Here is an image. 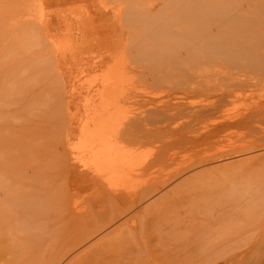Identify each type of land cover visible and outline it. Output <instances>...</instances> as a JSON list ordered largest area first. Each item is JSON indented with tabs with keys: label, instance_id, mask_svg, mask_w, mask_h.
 <instances>
[{
	"label": "rangeland",
	"instance_id": "obj_1",
	"mask_svg": "<svg viewBox=\"0 0 264 264\" xmlns=\"http://www.w3.org/2000/svg\"><path fill=\"white\" fill-rule=\"evenodd\" d=\"M17 1L18 0H0V24H2L0 25L2 28L0 32H5L6 29H8L7 34H10L5 38L3 37L0 41V59L11 67L15 66L19 61H30V59L38 60V70L40 71L37 75L38 82L40 81L39 83L41 85L38 83V86L36 83V89L33 83V85L30 84L31 82L29 84L27 83L25 87H27L28 90L21 86L22 90L20 89L19 92H13L12 96L9 95L8 98L11 103L10 110H12V116L9 115L8 119L3 123V127H5L4 132L10 133L11 129L9 128H12L13 137L17 138L18 136H22L17 139L12 137L11 141H8V152L9 150L10 152L8 153V161L5 165V170L8 166L7 171H10V174L11 170H14V172L12 171V175L16 172L17 175L15 174V177L17 176V178H15V181L13 180L14 182L11 181L14 183L13 186L19 181L18 178L21 174H24L26 170L32 169L30 165H32L31 163L33 162H35L33 165L35 164L34 166L36 167L34 168L33 166L31 172L33 171L35 173L38 171L41 172V174L39 173L40 175H42V171L44 174L48 172L47 174L49 175L50 173L53 177L52 181L55 186L62 182L66 183L67 173L71 180H78L82 171V168H80L82 163L80 161L83 160L84 154H79V157L80 155L82 156L80 159L78 154L76 155L77 150H75V153L70 152V154L79 159L77 161L75 157L69 155L67 147L65 150L67 152L65 154L68 153L67 156L70 157L67 158V156H65L67 160L62 159V156L60 157L57 154L59 149L56 152L53 143L54 145H60L58 142L59 140L63 139L61 141H65V139L68 138L70 140L73 139L71 140L72 142L70 141L71 144L75 147H79V144L83 140L81 131L85 128L88 130L93 129L94 115L97 114V116H99L98 114H106L111 108L117 112L119 111L121 114L123 113V115H118V117L122 119L118 129L124 132L130 127L125 124L128 120L147 117L152 112H157L156 109L151 107L153 104L156 105V107L166 104V109H174L175 103H181L183 109L188 107V112L189 110L191 112L193 109L199 111L205 108L207 109L210 101H213L215 97H220L221 95H226L230 91H234L232 92L233 98L229 99L217 113V116L233 117L239 113L246 112L249 108L253 107L255 102L264 98L260 97L261 95L264 96V70H257V68L254 69V67L251 66H244L238 59H236V61L227 60V62H222L218 59L215 62L200 64L201 67L195 68L192 60L179 68H160L157 66H153V68L152 64L148 62L150 54L146 55L147 52L141 47L143 45L139 42L140 37L137 34L141 31L140 24L137 21L126 19V15H124L125 9L128 7V0H19L20 4H23L21 9L15 8V3ZM144 1L153 4L159 3V0ZM235 6L236 4H234L233 7ZM244 6L243 8H248L246 4ZM119 10L123 11L119 13ZM17 23L29 25L34 31L37 29L41 39H39V46H35L31 50L24 49L22 52L14 54L12 46L15 47L17 38L13 35V30ZM136 36H138V38ZM149 48L150 46L147 47L148 53L152 52ZM141 53L143 54L140 55ZM2 55L5 56L1 58ZM138 55L143 59L142 61ZM165 58L169 60L175 59L168 54ZM123 70L127 72L125 71L124 73ZM122 73L126 78L128 77L127 79L131 77L129 80L133 84L130 82L131 84L128 83L126 86H112V88L114 87V91L112 92L114 96L110 95L111 98L106 93L107 85L110 88L112 78ZM197 82H199L200 85H197ZM49 85L52 86V89ZM194 85H197L196 88H194ZM204 85H207V89L209 87L210 90L207 91V89H204L205 93L209 95L213 93L211 96L202 94L204 91L201 92L203 90L201 88H206ZM31 87H34V89ZM38 87L40 88L38 89ZM122 87L124 88V92ZM128 87L129 89L130 87L133 88V93ZM198 87L201 91H197L199 90ZM0 88L2 87L0 86ZM184 88L189 90L184 91ZM192 89H195L194 91H197V93L194 91L192 92ZM49 90H54L52 93H61V104L56 100L50 101V105L53 107L50 108L51 112L43 110L45 107H41L40 109L37 106L32 107V102L35 97L46 95L49 93ZM31 91L35 93L32 92L34 96L31 93L32 96L30 97L29 93ZM102 92H105L107 96L105 97L104 94L101 95ZM86 98L90 99L86 100ZM115 104H117L116 108L113 107ZM41 105L44 104L42 103ZM158 110L161 109L159 108ZM172 121L173 119L168 118H166L165 121L163 118L162 120H155L150 125L148 124V128L158 129L159 127L163 128L167 125L170 126ZM181 122L186 121L182 120ZM168 126L166 128H169ZM201 128L202 125L195 127L200 133L202 132ZM248 131L249 130L246 131L245 129L230 130L220 137L212 139V141L209 140L210 144L206 142L208 145L205 143L204 145H199L195 149L186 148L178 151L179 148L174 147L173 149L177 151L173 156L174 160L165 161V163L160 160L156 161L152 170L147 173L144 179L136 181L134 189L138 191L148 187L161 186L160 191L153 193V195L149 196V198L139 206L137 213L138 220H144L147 214L146 209L154 210L155 206L153 205L159 203L161 200H177L178 203H176L177 205L170 204L171 206H166L165 209H167L168 212H165V209L161 210L164 211L163 214L165 217L163 216L164 220L157 225L156 231H145V228L141 231L147 233L140 231H138V233L136 231L133 234L135 236H132L131 233L129 237L124 238V240H126L124 243L128 245H126V248L128 247L127 250H123L122 248L119 249V240H116L115 248H118V252L121 253L123 250V252L126 253L124 254L122 252V256L119 258L121 264L123 262V264H128L129 262L127 261H130L129 264L183 263L184 260L192 254L190 251H192L193 246L196 245L199 237H207V234L205 235L203 230L199 231V228L201 230V226L203 225L202 222L196 224L195 230L192 228L195 225H192L190 227L192 229H189L187 232L183 230L185 223L190 225L198 218L205 220V218H207V212L209 211L214 214L220 212V215H223L221 211L225 212L224 216H222L225 220L222 222H215L213 225L211 224L212 226H216L212 229L213 231H211L210 236L216 235L213 234L215 231L216 233H221L220 236H222V241H225L226 237L229 238L225 241L227 244H230V242L232 244L233 242L237 244L236 240L233 239L235 236L232 234V230L236 227L234 225L237 222V216L242 217L247 215L248 220L246 218L245 225L248 227L250 226L249 228L252 226V229H255L252 231L251 235L253 232L257 234L264 233V148L259 149L256 135H253L252 131H249L250 133ZM161 133V135H157L156 132L151 134L150 131H146L144 134L142 133L138 136V141L143 142L144 146L141 148L142 152L139 150L137 154L145 157L149 161L156 158L160 150L157 146L159 144L153 142V137L156 136L157 138L160 136V138L158 137V140H156L167 143L166 137L170 134L169 132ZM31 134L33 137H35L33 134H38L42 141L44 137V139H46L49 138L47 136L50 135L51 139L49 140H54L56 137L58 138V143H52L50 141L52 145L49 144V147H53V152L49 150L51 148L46 147L49 140H47V143L46 140L43 142L40 141L47 149H44L41 144V146L35 145V147L30 149L32 146L28 148L29 146L24 142L30 143L28 140L31 138ZM38 135H36L37 138ZM22 144H25V147L29 150ZM16 145H18V147H16ZM39 146L40 148L42 147V150ZM61 151L59 152H65ZM239 151L240 153H236ZM27 152L30 157L27 155ZM15 156L17 159H12ZM28 159L31 160L30 164L26 162ZM61 159L64 165L65 163L67 165L69 162L73 163V161L79 165L70 164L67 167L61 164L62 167H59ZM47 161L49 165H47ZM200 161L206 163L202 165ZM208 161H210V163ZM9 167L11 169H9ZM40 167L41 171L40 169L38 170ZM21 168L24 169V172ZM224 168L226 171L228 170L230 172H220ZM35 169L37 170L35 171ZM12 178L14 177L12 176ZM21 183L23 182H20V184ZM60 185L62 190H64L66 185ZM148 189L144 191L148 192ZM64 193L66 194V188L63 194ZM92 194L93 191L90 189H72L70 190L69 203L67 205H70V200L71 202L76 200L81 209L84 211L89 210L90 200L93 197ZM162 207L164 208V206ZM170 211L174 212L171 213ZM179 212H181L180 214L182 215H178ZM230 212L232 214L235 213L233 217L236 218L231 217L232 214ZM169 213H171V215ZM253 213L256 214L254 215ZM225 214L227 215L226 217ZM58 216V223L62 232L57 235L52 234L56 236L55 239H51L46 235L44 239L40 238L31 243H25L21 248L14 246L13 248L17 249L18 252L15 255L9 256L8 259L10 261L5 263L1 262L0 264H44V262L47 263L49 261L46 259H55L54 262H59L64 257L67 259L70 258L69 260L66 259L67 261L65 262L67 263H64L68 264L77 254L72 255L74 251L79 248H81L80 250L82 251L90 245L89 248H91L98 242L97 240L100 239V237L116 231L118 228L117 224L110 225L108 226V230L104 231L102 235H98L96 239L84 242L80 247L73 249L79 244L76 238L78 225L76 221L70 217V210L62 214L60 213ZM147 217L148 219L150 218V216ZM166 217L167 221L165 220ZM243 218L244 217H242V219ZM175 219L176 221H174ZM198 224H201V226ZM207 224L210 225L209 223ZM224 228L226 229L224 230ZM183 231L189 233L186 234L183 233ZM190 231H196L197 233L199 231V234ZM190 233L192 236L199 235L198 239L197 236L191 238L189 235ZM222 233L225 235H222ZM226 233L228 235H226ZM130 235L132 237H130ZM230 236L232 237V241H230ZM248 236L250 235H246L245 238L241 239V243L239 242L237 244V246L240 244L241 246L243 245L241 251L246 250L251 252L243 263L264 264V236L258 244L256 243L258 247H255L253 242L254 239L252 237L249 239ZM246 238L247 240H245ZM246 241H250L251 243H247ZM244 242H246L247 245ZM191 243L193 246L190 247L189 244L191 245ZM182 246H185L186 249L185 247L182 248ZM131 248L132 250H130ZM189 248L190 251L188 250ZM253 248L254 250H250ZM228 249H230V247H228ZM117 253H114V256L116 255L118 257L119 254ZM177 257H179V259ZM125 258L127 260H125ZM187 262H190V260ZM95 264L101 263L96 262Z\"/></svg>",
	"mask_w": 264,
	"mask_h": 264
},
{
	"label": "bare ground",
	"instance_id": "obj_2",
	"mask_svg": "<svg viewBox=\"0 0 264 264\" xmlns=\"http://www.w3.org/2000/svg\"><path fill=\"white\" fill-rule=\"evenodd\" d=\"M149 3L150 2L146 3L144 0H128V7L125 9L124 15H126V19L137 21L140 24L141 31L139 34H137L140 37L139 42L141 43V45H143L140 46L145 49V51L147 52L146 55L150 54L148 57V62L152 64V67L157 66L160 68H179L188 61L192 60V62H194L195 68L201 67L200 64H205L213 61L215 62L218 59H220L222 62H227V60L236 61V59H238L244 64V66H251L254 67V69L257 68V70H264V0H159L158 4ZM234 4H236L235 7H233ZM243 4H246L248 8H243L245 7ZM22 6L23 4H20L19 0L15 3V8L17 9H21ZM120 11L123 10H119V13ZM0 29L2 28L0 27ZM7 31L8 29H6L5 32H0V41L3 37L5 38L6 36L10 35L7 34ZM13 35L17 38V40L15 41V47L12 46L14 54L22 52V50L24 49L31 50L35 46H39L40 34L38 33L37 29H35L34 31L29 25L17 23L14 27ZM136 37L138 38V36ZM148 46H150L149 49L152 52L148 53ZM142 54L143 53H141L140 55ZM165 54H168L175 59H166ZM4 56L2 55L1 58H3ZM140 59L141 61L143 60L141 57ZM27 61H19L15 66L11 67L6 65V62L0 59V86L2 87L0 88L2 89L0 90V263L10 261L8 259L9 256L15 255L18 252L17 249L13 248L14 246L21 248L25 243H31L36 239L39 240L40 238L44 239V236L46 235L51 239H55V235L62 232V229L59 227L58 223V214L65 213L70 210V217L73 218L78 225L76 238L78 239L79 244L73 249L80 247L82 244H84V242L96 239L98 235H102L104 231L108 230V226L110 225L117 224L118 228L116 231L107 233L105 236L100 237V239L97 240L98 242L91 248H89L91 246L90 245L89 247L84 248L82 251L80 250L81 248L74 251L72 255L76 253L77 254L68 262V264H95L96 262H100L101 264H121V260L119 261V258L120 256H122L123 250H127L128 248H126L127 243H124L126 242L124 238L129 237V234L131 233L132 236H135L133 234L136 231L144 232L141 230L145 228V231H156L157 225H159L161 221L164 220V211L168 212L167 209H165L166 206L168 207V205L170 204L177 205L176 203H178L177 200H161L159 203L153 205L155 206L154 210L146 209L147 214L145 215L146 218L144 220H138L137 213L139 206L147 198H149V196L153 195V193L160 191L161 186L151 188L148 187L149 189L144 188L141 189V191H138L134 189L135 184L136 181H141L144 179L147 173L152 170L156 161L160 160L161 162L165 163V161L174 160L173 156L177 153V151L173 149L174 147H178V151L184 150L186 148L195 149L199 145H204L206 142L210 144L209 140L212 141V139H216V137H220L224 133H227L228 131H232L234 129H245L246 131H252L253 135H256V141L259 143V149L264 148V98L262 100H258V102H255L253 107L249 108L246 112L239 113L238 115L233 117L217 116V113L219 112L220 108L228 102L229 99L233 98L232 92L234 91H230L226 95H221L220 97H215L213 101H210L207 109L205 108L199 111L193 109L191 110V112L190 110L188 112V107L183 109L181 103H175L176 105H174V109H166V104L156 107V105L152 103L153 105L151 104V107L153 109H156L157 112L151 111L152 113L147 117H139L136 120H128L129 122L127 121V123L125 124H127V126L129 125L130 127L129 129H124V132L118 129V126L120 125V122L122 120L120 117H118V115H123V113L121 114L119 113V111L117 112L111 108V110H108V113L106 114H98L99 116H97V114L94 115L92 126L93 129L88 130L85 128L83 129V131H81L83 140L79 144V147H75L73 144H71V140L73 139L70 140L66 138V136L65 141H61L63 139L58 141V138H56L54 134V140H49L51 139L50 135H48L47 137L49 138L46 139H44L45 137L43 138L41 136L43 138V141L46 140V143L47 140H49V143L46 145V147H49V144L52 145L53 142L58 141L60 143V145H54L53 143V147H55L56 152L58 151V149L59 151L63 150L61 152H64L68 147L67 150L69 152V155H72L70 154V152L75 153V150H77L76 155L78 154V157L79 154H84L83 156L85 158L83 157V160L80 161L82 163L80 168H82L83 172L81 171L78 180H71L67 173L66 183L62 182L57 184V186L59 187L58 189V187L54 185L52 181L53 177L50 175V173L48 175V172L44 174L42 171V175H40L41 172L36 171L37 169H35V173L33 171V173L31 172L33 166L35 165H33V163H35L33 162L31 163L32 165H30L32 166V169L28 168L30 170H26L24 172V169L21 168L23 169L24 174H19V181L17 180L18 182L15 186H13L14 183L12 182H14L15 178H17V176L15 177L16 172L14 173V175H12V171L14 172V170H11L10 174V171H7L8 166L5 170V165L8 161V153L10 152V150L8 152V141H11L14 134L12 133V128H9L11 129L10 133H5V127H3V123L8 119L9 115L12 116V110H10L11 103L8 99L9 95L12 96L13 92H19L21 86L22 88H24L26 86L25 84L27 83L29 84L31 82L30 84L33 83L34 85L37 83L38 86L40 84V81L38 82L37 75L40 71L38 70L39 61L36 59H30V61ZM127 78L125 75H123V73L118 75L117 77L112 78V81L110 82V88L108 85L106 88L107 95L109 97L114 96V93H112L114 91V87L112 88V86L128 85V83L131 82L129 80L131 77L129 79ZM196 84L198 85L199 82H197ZM196 86L194 85V88H196ZM204 87L206 88H201L203 89L202 91L198 87L199 90L197 91L203 92L204 89H207V85H204ZM31 88L34 89V87ZM39 88L40 87H38V89ZM50 88L52 89V86ZM110 89L113 90L111 91ZM130 89L132 92L133 88L130 87ZM122 90L124 92L123 87ZM186 90L188 91L189 89L184 88V91ZM194 90L192 89V92ZM208 90L209 87L207 91ZM197 91L194 92L197 93ZM32 92L33 91L29 93L30 97L33 93H35ZM48 92L49 93H47L46 95L39 96L37 98L35 97L34 101L32 102V107L37 106L39 109L41 107H45V109L43 110L51 112L50 108L53 107L50 105V101L52 102V100H56L59 104H61V93H58L57 91V93H52L54 92V90H49ZM106 93L102 92L101 95L104 94V96L106 97ZM202 94L205 95V91ZM212 94H206V96H211ZM260 97L264 96L261 95ZM89 99L90 98H86V100ZM42 103L44 105H41ZM116 106L117 104H115V106L113 107L116 108ZM159 108L161 110H158ZM162 118L164 119V121L166 120V118L173 119L170 126L167 125L169 128H166L167 126L163 128L159 127L158 129L148 128V124L150 125L155 120H162ZM182 120H185L186 122H181ZM198 125H202L201 133L195 129V127ZM146 131H150L151 134H154L156 132L157 135H161V132L170 133L166 137L167 143L157 141L158 137L160 138V136H158L157 138L156 136H152L153 142L155 144H159L157 146L160 150L158 156L156 158H153L152 161H149L145 157L137 154V152L139 150L141 151V148L144 146V143L138 141L137 138L142 133L144 134ZM33 135L35 137H33L32 134L30 136L31 138L28 136L30 138L28 140L30 141V143L24 142L27 143V145L29 146L28 148L32 146L30 149L35 147V145H40V141H42L38 134H36L38 135V138L35 134ZM50 141L52 143H50ZM43 145L42 147L44 149H47L46 147H44L45 145ZM23 146L25 147L26 145L24 144ZM16 147H18V145H16ZM53 147H49L51 149H48L52 151ZM58 152L57 154L60 157L62 156V159L67 160L65 158V156L68 155V153L65 154L67 151H65L64 153L59 152L60 154ZM236 153H240V151ZM27 155L29 156L28 152ZM16 156L11 158L17 159ZM69 157L70 156H67V158ZM71 157H75V160L77 161L79 160L74 155H72ZM79 158L81 159L82 156L80 155ZM62 159L60 161L59 167L63 163ZM210 161L208 162L210 163ZM26 162H29L30 164L31 160L28 159ZM200 163L204 165L203 163L206 162L200 161ZM70 164L79 165L78 163H74V161L73 163H67V165L65 163L67 167ZM47 165H49L48 161ZM62 165L65 166L64 164ZM35 167L36 166H34V168ZM9 169L11 168L9 167ZM39 169L41 171V167L38 168V170ZM227 171L224 168L220 172L225 173ZM12 176L14 178H12ZM20 182L23 183L20 184ZM60 184L66 185V187L62 185L64 187V190H62ZM65 188L66 194H63V192H65ZM77 188L90 189L93 191V197L90 200L89 210L84 211L83 209H81L78 201L76 200H74L73 202H71L70 200V205H67L69 203L68 200L70 197V190ZM146 189H148L149 191L145 192L144 190ZM162 206H164V208ZM170 212L172 213L174 211ZM221 212L223 215H220V212H216L217 214L215 213V215L214 213H211L209 211L207 212L208 214L206 215L207 218H205V220H202V218H198L194 220V223L190 225H187V223H185V227L183 230L187 232L192 228H194L195 230L196 224L202 222V226L201 224H198L199 226H201V230L199 228V231L203 230L205 235L207 234V237L201 236L198 239L199 235H193L194 237L197 236L198 240L196 242V245L194 243L195 246H193L192 243L191 245L189 244L190 247L193 246L192 251H190V248L188 249L192 253L190 255L191 258L190 256L187 257L181 264H244V260L247 259L246 257L251 252L246 250L241 251L243 245L241 246L240 244L237 246V244L239 242L241 243V239L245 238L246 235H250L248 236V238L250 239V237H252L254 240L252 238L251 239L253 240L255 247H258L256 246V243L258 244V242H260V240L264 236V233L257 234L253 232V234L251 235L252 231H254L255 229H252V226L251 228H249L250 226L248 227L245 225L247 215L242 216L244 217L243 219L242 217L238 216V219H235L237 222L234 225L236 227L234 230H232L234 232H232V234H234L235 238L233 239L236 240L237 244L235 242H233V244L231 242L230 244L225 243V241L229 239L227 237L226 239L223 238L225 239V241L223 240V242L222 236H220L221 233H216V231L213 233L216 235L210 236L211 231H213L212 229H214V227L216 226L212 225L215 224V222H222L223 220H225L222 217L224 216L225 212ZM171 213L169 214L171 215ZM180 213L181 212H179L178 215H182ZM234 214L235 213H233L231 217H233ZM147 216H150V218L148 219ZM226 216L227 215L225 214V217ZM166 219L167 217L165 218V220ZM176 219L174 221H176ZM207 223L212 225L210 226ZM192 225L195 226L190 228ZM225 229L226 228H224V230ZM184 231L183 233H186ZM199 231L198 233L196 232V234H199ZM227 233L226 235H228ZM189 235L191 236V238L193 237L191 233ZM222 235L225 234L222 233ZM132 236L130 235V237ZM116 240H119V249H123L121 253L118 252V248H115ZM245 240H247V238ZM230 241H232V237ZM185 246H182V248H184ZM228 247H230V249H228ZM130 250H132V248ZM250 250H254V248ZM115 251H117L118 253ZM114 253L119 254L118 257L116 255L114 256ZM123 253L126 254L125 252ZM177 258L179 259V257ZM66 259L67 258L64 257L59 262H54L55 259H46L49 261L47 263L44 262V264H52L53 262V264H64L67 263L65 261L69 260L70 258H68L67 260ZM125 260L127 259L125 258ZM188 260H190V262H187ZM127 262L130 263V261Z\"/></svg>",
	"mask_w": 264,
	"mask_h": 264
}]
</instances>
